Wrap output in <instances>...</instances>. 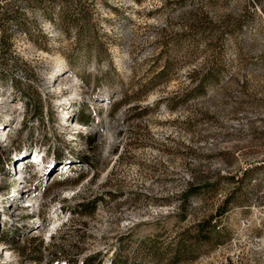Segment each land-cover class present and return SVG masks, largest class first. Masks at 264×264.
Returning <instances> with one entry per match:
<instances>
[{
	"label": "rangeland",
	"instance_id": "obj_1",
	"mask_svg": "<svg viewBox=\"0 0 264 264\" xmlns=\"http://www.w3.org/2000/svg\"><path fill=\"white\" fill-rule=\"evenodd\" d=\"M93 256L264 264V0H0V264Z\"/></svg>",
	"mask_w": 264,
	"mask_h": 264
},
{
	"label": "trees",
	"instance_id": "obj_2",
	"mask_svg": "<svg viewBox=\"0 0 264 264\" xmlns=\"http://www.w3.org/2000/svg\"><path fill=\"white\" fill-rule=\"evenodd\" d=\"M192 190H194L193 189V187L192 186H190V188H188V190L186 191V193H188V192H191ZM83 205V204H82ZM210 223V221L209 222H207L206 224L205 223H202V224H200V230H199V233H203L205 230H206V228L208 227V226H210L211 224H209ZM214 226V225H213ZM179 254V253H178ZM177 254V255H178ZM97 258V256H93L92 258H90V263L92 264L95 260V258ZM86 260H89V259H86ZM88 263V262H87ZM98 264H100V263H98Z\"/></svg>",
	"mask_w": 264,
	"mask_h": 264
},
{
	"label": "bare ground",
	"instance_id": "obj_3",
	"mask_svg": "<svg viewBox=\"0 0 264 264\" xmlns=\"http://www.w3.org/2000/svg\"><path fill=\"white\" fill-rule=\"evenodd\" d=\"M24 158H22L21 160H23ZM19 160V159H18ZM18 164V162L16 163V165ZM17 168V167H16ZM21 194H22V196H25L26 195V192L25 191H22L21 192ZM28 200H30V199H28Z\"/></svg>",
	"mask_w": 264,
	"mask_h": 264
},
{
	"label": "built area",
	"instance_id": "obj_4",
	"mask_svg": "<svg viewBox=\"0 0 264 264\" xmlns=\"http://www.w3.org/2000/svg\"><path fill=\"white\" fill-rule=\"evenodd\" d=\"M7 139V138H6ZM26 182H27V180H25V181H23L22 183L24 184L23 185V189H24V187H26ZM18 199V198H17Z\"/></svg>",
	"mask_w": 264,
	"mask_h": 264
}]
</instances>
